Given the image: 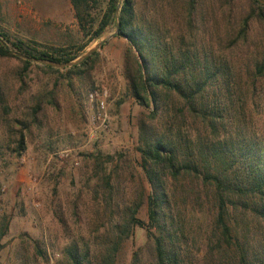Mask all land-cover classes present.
Returning <instances> with one entry per match:
<instances>
[{"label": "rangeland", "instance_id": "obj_1", "mask_svg": "<svg viewBox=\"0 0 264 264\" xmlns=\"http://www.w3.org/2000/svg\"><path fill=\"white\" fill-rule=\"evenodd\" d=\"M135 1L143 26L160 27L167 40L196 39L249 83L264 53L263 2ZM103 8L100 2L88 11L95 16ZM116 14L89 40L98 21L91 28L87 16L80 27L70 0H0V30L10 41L48 54H78L68 62L95 53L77 73L71 65L26 59L4 43L10 54L0 56V264H73L72 257L82 264H133L136 257L138 264L154 263L146 236L150 185L137 150L138 122L150 107L131 92L126 73L134 51L117 35ZM256 84L263 108L256 117L264 130V81ZM180 186L175 193L182 208ZM196 203L187 199L190 209L180 213L192 255L202 252L209 219L205 195Z\"/></svg>", "mask_w": 264, "mask_h": 264}, {"label": "trees", "instance_id": "obj_2", "mask_svg": "<svg viewBox=\"0 0 264 264\" xmlns=\"http://www.w3.org/2000/svg\"><path fill=\"white\" fill-rule=\"evenodd\" d=\"M70 1L80 27L84 29L87 16L91 28L98 21L89 40L98 39L118 11L117 35L134 51L126 76L136 101L150 107L138 122L137 150L150 185L146 236L153 264H264V130L256 117L263 112L256 82L264 81V53L249 83L242 84L226 59L203 43L185 36L167 40L160 27L143 26L135 0H122L120 7L119 0ZM100 2L104 8L90 16V5ZM245 26L246 21L242 31ZM0 38V56L10 54L4 43L26 59L65 63L78 56L36 50L22 40L10 41L1 30ZM94 56L70 69L80 73ZM17 145L24 150L23 135ZM176 184H181L182 208ZM201 194L209 219L203 221L202 252L192 255L183 231L186 218L180 219V213L190 209L187 199L198 204ZM131 220L143 225L133 216ZM72 261L82 264L75 257ZM133 264H138L137 257Z\"/></svg>", "mask_w": 264, "mask_h": 264}, {"label": "water", "instance_id": "obj_3", "mask_svg": "<svg viewBox=\"0 0 264 264\" xmlns=\"http://www.w3.org/2000/svg\"><path fill=\"white\" fill-rule=\"evenodd\" d=\"M259 1L264 3V0H259ZM118 7H120V5H118ZM116 18H117V14H116ZM85 57H83V58H85ZM83 58L79 59L77 62H79ZM33 60L41 62V63H48V64L55 65V66H70V65H73V64L77 63V62L58 63V62H54V61H51V60H44V59H33Z\"/></svg>", "mask_w": 264, "mask_h": 264}, {"label": "built area", "instance_id": "obj_4", "mask_svg": "<svg viewBox=\"0 0 264 264\" xmlns=\"http://www.w3.org/2000/svg\"><path fill=\"white\" fill-rule=\"evenodd\" d=\"M99 106L103 108V102H99Z\"/></svg>", "mask_w": 264, "mask_h": 264}]
</instances>
